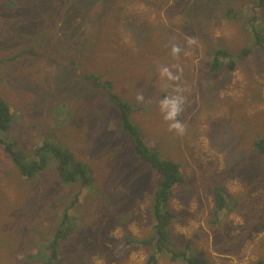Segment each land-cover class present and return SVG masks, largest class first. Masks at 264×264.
Instances as JSON below:
<instances>
[{
  "label": "rangeland",
  "instance_id": "rangeland-1",
  "mask_svg": "<svg viewBox=\"0 0 264 264\" xmlns=\"http://www.w3.org/2000/svg\"><path fill=\"white\" fill-rule=\"evenodd\" d=\"M14 1L22 17L2 5ZM42 1L0 0V62L8 61L0 64V98L14 117L3 138L27 155L45 142H66L93 167L97 185H65L54 165L24 183L0 146V264H39L26 261L39 246L52 254L50 240L65 211L77 230L60 245L63 264H147L152 253L156 264H184L172 261L168 251L141 246L153 236L151 204L159 174L146 163L134 164L130 148L122 154L120 139L129 137L119 112L104 90L84 79L87 74L110 79L114 92L136 107L134 122L148 145L181 165L186 183L169 203L177 215L168 225L171 245L180 251L189 244L205 252L210 264L264 260V161L251 136L264 134V49L254 39L264 26L259 1H58L65 12L54 9L57 0ZM35 6L41 7L36 13ZM75 14L84 16L81 31L92 27L88 36H69L81 22ZM98 21L104 24L98 27ZM89 36L90 45L82 44ZM219 48L236 57L246 49L253 54L237 60L233 71L214 73L211 54ZM174 96L183 98L179 131L161 109V101ZM101 109L118 115L100 120L93 113L101 116ZM58 115L68 122L61 130L68 140L52 128ZM164 122L170 132L161 138L155 123ZM118 156L133 165L119 177L113 171ZM215 184L228 195L227 209L219 214ZM12 218L16 222L7 226ZM22 219L17 232L13 227ZM128 236L141 247L125 253Z\"/></svg>",
  "mask_w": 264,
  "mask_h": 264
},
{
  "label": "trees",
  "instance_id": "trees-1",
  "mask_svg": "<svg viewBox=\"0 0 264 264\" xmlns=\"http://www.w3.org/2000/svg\"><path fill=\"white\" fill-rule=\"evenodd\" d=\"M44 1L53 0H43L42 2ZM58 1L61 0L56 1L54 9L56 11L61 9L63 12H65V8L61 5L60 8L57 7ZM93 1L94 2L92 3V5H96L95 2L97 0ZM102 1L105 2V0ZM258 1L259 6L263 8L264 0ZM180 2H183V0H181ZM19 4L20 3H16L14 1L12 5L10 4V6H5L2 3L4 8L13 10L14 14H17V18H19L18 15H20ZM34 8V12L36 13L41 7L35 6ZM44 8L45 7L42 6V9ZM68 9L69 8H67V12ZM173 9L175 12L174 7ZM22 15H20V17H22ZM227 15L229 18H233L232 14ZM101 17H103V19H106V14H102ZM64 18L65 16H63V19ZM74 18H80L81 22L77 23L72 28V30L68 33L69 36H88L91 33L90 31L92 27H87L86 32L81 31V25L83 24L84 16L81 14H75ZM253 19H255V17ZM55 20H58V18H56ZM103 24L104 21H98V27L99 25ZM91 38L92 37L89 36L86 39H83L82 44L89 46ZM254 39H256V46L264 49V26L260 29V31L256 32ZM146 40L148 41L147 49L150 50L152 45V37H147ZM144 52L146 51L144 50ZM25 53L33 56L38 55L34 54L31 51H27ZM247 54H253V51L251 49H246L242 51V53L238 57H236L235 53H232L225 48L216 49L211 54V57L213 59L211 71H213L214 73H219L224 69L233 71L238 65L237 60L239 61L240 59L248 57ZM226 60H228L227 63ZM7 62L8 61L0 62V64H4ZM72 65L75 67V69L81 68L82 66L80 61H74ZM84 79L92 81V86L94 87V89L101 91L104 90V92L107 93L109 100L114 103L116 110L119 112V125L123 128V131L129 137L124 140L120 139V150L122 154H126V152L128 154L130 148L131 153L136 157V160L133 162L134 164H139L140 162H143L144 164L146 163L159 174V182L154 185L155 193L154 196H152L151 204V213L154 217V222L152 224L153 236L149 237L148 239H142L141 246L143 248L153 247L154 249L158 250V253H164L168 251L171 255L170 257L172 261H182L184 262V264H210L205 252H194L189 244L186 245V248L178 251L176 247L174 246V248L170 243L171 236H169L168 225L172 224L177 215L169 209V202L173 197L174 190H178L185 183L180 171V163L170 158L162 157L157 149L151 148L148 145L146 136L134 122V113L136 111V107L132 104V102L124 100L123 95L114 92V83L110 79L103 80L102 76L99 74H87L84 75ZM99 111L101 112V116H99L97 113L93 114L100 120H111V118H115L114 113L118 115L116 111L111 112L107 109H101ZM106 114L107 116H105ZM154 114L153 121L155 119ZM59 118L62 119L59 120ZM13 121L14 117L11 113L9 103L0 98V146L5 147L7 155L12 159L24 183L28 182V179H34V176L37 177L45 169H48L51 165H54L56 167L55 169L58 176L65 185H79L82 188L89 190H92V188L97 185V179L94 176L93 167L86 161L76 157V155L70 150V147L66 142H62L59 140H52L51 143L45 142L39 147H35L33 152L27 155V153H25L23 150L18 149L17 143L9 142V139L3 138V135H5L11 129ZM164 123V125H160L159 123L157 125L155 123V131L160 136H162L161 138H164L167 135V132H170V128L167 126V122ZM67 124V121H63V116L58 115L56 119L53 120L52 128H54L56 135L58 134L57 136L61 134V136H64L63 138H66L68 140V133L61 132L63 126H67ZM163 128L165 129L163 130ZM251 136L253 138L252 142H254L253 146L256 152H258V155H261L264 161V134L261 136H254V133H251ZM126 141L127 144H125ZM115 160L117 162H114L113 171L117 174V176L125 170H131L133 167V165L129 162L123 164L119 156L115 157ZM245 179L249 180L248 178ZM212 193L215 203V210L216 213L219 214L227 209L228 195L224 187L219 184H215L213 186ZM79 196L80 194L77 195V197ZM14 213H17V211H14ZM16 219L17 218L10 219L7 226H9L14 220L16 222ZM74 221L75 218L71 216L68 211H65L60 225L56 228L54 235L50 240L52 241V254L48 255L43 251V246H39V248H37V253H33L31 257L26 259V261H38L39 264H63L64 259L61 258L60 255V245L63 241H70L72 238H74L75 232L77 230V226ZM23 223L24 219L18 221L13 227L14 230L18 232ZM14 234L15 232L12 233V235ZM133 242L139 241H136L133 237L128 236L125 241L126 245H128L124 250L125 253L132 247H135L136 249L141 247L134 246L132 244ZM169 245L173 248L170 249ZM190 249L193 253L190 252ZM157 261L158 259L156 255L152 253L147 261V264H156ZM252 264H264V260H259Z\"/></svg>",
  "mask_w": 264,
  "mask_h": 264
},
{
  "label": "clouds",
  "instance_id": "clouds-1",
  "mask_svg": "<svg viewBox=\"0 0 264 264\" xmlns=\"http://www.w3.org/2000/svg\"><path fill=\"white\" fill-rule=\"evenodd\" d=\"M176 51H178V49H173V52H176ZM165 71H167V70H165ZM170 78H171V76H170ZM182 102H183V98L181 96H174L171 98L165 97L161 101V109H162V111L165 112L164 118L168 121H172L173 123L171 124V127L178 130V131L182 130V125L180 124V122L177 119V117L181 111ZM172 160H174V159H172ZM180 171H181V174L183 176L181 169H180ZM183 179L185 181L184 176H183ZM185 183H184V185H185Z\"/></svg>",
  "mask_w": 264,
  "mask_h": 264
},
{
  "label": "bare ground",
  "instance_id": "bare-ground-1",
  "mask_svg": "<svg viewBox=\"0 0 264 264\" xmlns=\"http://www.w3.org/2000/svg\"><path fill=\"white\" fill-rule=\"evenodd\" d=\"M102 31V30H101ZM80 50V49H79Z\"/></svg>",
  "mask_w": 264,
  "mask_h": 264
}]
</instances>
